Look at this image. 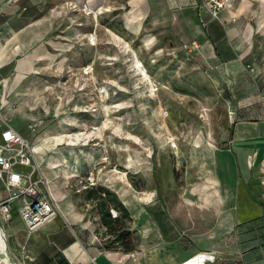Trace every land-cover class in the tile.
Returning a JSON list of instances; mask_svg holds the SVG:
<instances>
[{
	"label": "crops",
	"instance_id": "obj_1",
	"mask_svg": "<svg viewBox=\"0 0 264 264\" xmlns=\"http://www.w3.org/2000/svg\"><path fill=\"white\" fill-rule=\"evenodd\" d=\"M45 1L0 0L3 101L9 74L53 63L58 45L31 31L39 20L22 15L27 7L44 8ZM207 1L127 0L121 15L127 35L156 56L165 51L179 67L202 73L205 86L227 105L230 128L223 141L210 142L213 132L200 129L192 143L175 145L187 155L172 171L185 173L188 192L168 194L170 187L155 184L153 174L130 172L144 185L136 189L128 171L104 170L97 183L127 208L122 229L131 232L135 247L107 248L113 234L101 223L97 203L86 201L85 191L59 185V178L78 175L76 163L54 169L50 160L42 167L39 155L51 141L36 139L40 154L34 158L50 181L57 214L32 232L21 217L25 227H11L18 264H264V0H224L216 15ZM191 41L198 48H183Z\"/></svg>",
	"mask_w": 264,
	"mask_h": 264
},
{
	"label": "rangeland",
	"instance_id": "obj_2",
	"mask_svg": "<svg viewBox=\"0 0 264 264\" xmlns=\"http://www.w3.org/2000/svg\"><path fill=\"white\" fill-rule=\"evenodd\" d=\"M44 4V8L27 7L22 15L39 20L31 31L45 33L58 45L53 63L7 76L1 117L18 128L31 146L36 139H50L51 148L39 155L42 167L50 160L56 167L76 163L78 175L58 180L66 191H85L81 184L89 173L97 181L99 174L112 168L140 177L153 174L155 184L170 187L168 194L187 193L185 173L179 168L172 171L187 155L176 146L192 143L200 129L213 132L206 137L210 142L223 141V131L230 128L226 103L205 86L202 73L179 67L165 51L156 56L154 49L143 48L140 39L127 35L121 18L129 8L127 0H46ZM104 20L113 23L118 33ZM136 59L155 90L139 74ZM7 195L0 180V199ZM19 204L12 201L10 220L0 215L12 260L11 227H25Z\"/></svg>",
	"mask_w": 264,
	"mask_h": 264
},
{
	"label": "built area",
	"instance_id": "obj_3",
	"mask_svg": "<svg viewBox=\"0 0 264 264\" xmlns=\"http://www.w3.org/2000/svg\"><path fill=\"white\" fill-rule=\"evenodd\" d=\"M206 4L212 15H216L226 5L224 0H208ZM1 40L2 27L0 26ZM183 48L193 51L198 48V43L191 41L189 44H183ZM2 92L3 85L0 82V180L4 183L8 193L6 198L0 199V215L10 220L11 203L19 200L20 217L24 220L28 231L32 232L46 220L55 217L57 209L47 188L46 180L35 161L29 140L9 121L1 117ZM261 99L264 102V93ZM34 124H31L33 131ZM86 178V183L81 184L83 188L98 184L93 172L89 173ZM110 212L112 217L117 216L115 209L111 208Z\"/></svg>",
	"mask_w": 264,
	"mask_h": 264
},
{
	"label": "trees",
	"instance_id": "obj_4",
	"mask_svg": "<svg viewBox=\"0 0 264 264\" xmlns=\"http://www.w3.org/2000/svg\"><path fill=\"white\" fill-rule=\"evenodd\" d=\"M105 25L111 29L114 28L113 23H108L104 20ZM101 24H104L100 21ZM114 30V29H113ZM118 33V30H114ZM128 178L132 186L139 189L141 185L133 178L130 173ZM85 200L95 201L98 207L101 223L106 226L112 237L108 238L106 247L115 250H122L124 252H131L135 249L131 232L122 229V222L129 216L127 208L118 199L115 192L110 189L97 184L96 186L87 187L85 190ZM113 208L117 211V216L112 217L110 209Z\"/></svg>",
	"mask_w": 264,
	"mask_h": 264
},
{
	"label": "bare ground",
	"instance_id": "obj_5",
	"mask_svg": "<svg viewBox=\"0 0 264 264\" xmlns=\"http://www.w3.org/2000/svg\"><path fill=\"white\" fill-rule=\"evenodd\" d=\"M90 13H93L94 15L96 14V11L95 9L91 8V12ZM135 67L138 69L139 71V74L141 76H144L145 78L148 79V82H149V89L151 91L155 90V83L152 81V79L149 77L145 67L143 66L142 62H140V60L136 59L135 60ZM90 68V66L88 67ZM170 141L172 143L173 146L176 145L175 141H174V138L173 137H170ZM32 151L34 154H40V148L39 146H37L36 144L32 145ZM73 156H75V153H72ZM64 161V159H63ZM66 161V160H65ZM52 166H54V169L56 168V164H51ZM49 183V181L47 180L46 183ZM50 190V188H49ZM52 193V191H51ZM7 236L4 228H2V226L0 225V248H1V251H0V254H1V261L4 262V264H18L16 263L14 260H12L11 256H10V253H9V250H8V247H7V241L5 239V237Z\"/></svg>",
	"mask_w": 264,
	"mask_h": 264
}]
</instances>
